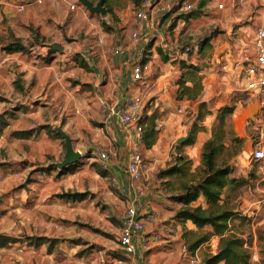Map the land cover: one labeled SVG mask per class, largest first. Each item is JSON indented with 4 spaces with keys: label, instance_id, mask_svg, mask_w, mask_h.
Instances as JSON below:
<instances>
[{
    "label": "crops",
    "instance_id": "obj_1",
    "mask_svg": "<svg viewBox=\"0 0 264 264\" xmlns=\"http://www.w3.org/2000/svg\"><path fill=\"white\" fill-rule=\"evenodd\" d=\"M175 1L146 0L142 7L149 12L150 20L139 22L129 10H113V19L108 12L106 16L90 12L80 0H0V98L6 99L0 101V111L7 118L2 121L5 127L0 133V149H5L4 161L10 164L0 170V179L14 185L27 170L30 174L38 167L48 168L37 171L28 188L8 198L13 207L23 203L24 207L31 205L41 210L33 218L35 233L40 237L59 238L73 230L81 236L73 229L79 221L107 233L117 230L120 237L121 220L135 197L129 161L131 152L139 149L144 156L143 184L147 188L141 201L145 211L153 212L156 222L146 231L151 240L149 248L137 240L138 264H202L206 255L217 253L221 239L217 235H211L195 253L189 251L195 240L209 235L213 228L199 229L191 220L177 218L182 204L168 198L155 174L176 155L175 142L187 128V109H199L202 103L210 112L205 130L198 132L194 144L180 145L178 150L192 161L193 172L202 166L203 146L211 138L216 115L232 103L237 111H247L259 102L254 121L247 118L237 124L236 118L242 113L236 111L238 116L235 112L232 122L237 128L235 136L243 139L246 146L256 143L254 150L264 145V138L255 131L264 125V97L245 89L246 68L256 59V32L264 26V0H246L242 4L238 0H200L202 14L188 20L178 16ZM223 2L226 6L219 9ZM72 3L76 4L74 10L70 9ZM245 3L243 8L251 10L245 15L247 23L238 14L242 8L239 5ZM164 7L168 8L166 14L161 12ZM215 29L220 33L214 34ZM133 32L140 34L137 43L131 42L129 33ZM17 40L27 48L26 52L7 50ZM53 44L63 49H52ZM197 44L201 45L199 53ZM187 46H191L192 55L184 52ZM208 46L212 50L205 52ZM115 47L122 50L121 54L113 53ZM139 61L148 70L142 81H134L133 66ZM183 62L202 68L198 75L203 89L194 99L177 100L179 82L188 70ZM128 95L144 99V109L154 116L157 130H161L152 148H147L142 136L118 118L104 122L101 107L122 106ZM59 129L70 135L75 150L81 154V159L68 166L71 170L64 174L54 167L66 152L63 137L54 134ZM25 131L30 132L29 138L15 134ZM239 131L245 133L243 137ZM100 151L109 154L108 170L102 168ZM240 159L237 153L220 157L219 162L236 167L232 178L262 179L259 172L247 171ZM23 163L27 166L20 173ZM113 179L126 190L125 194L112 186ZM68 192L85 195L71 200L56 197ZM260 192L258 183L246 191L227 186L220 203L255 220L264 211ZM192 206L208 207L203 196ZM26 228L32 236L33 230ZM153 233H158L160 240L154 241ZM96 234L88 231L91 241L103 242L94 239ZM75 235L68 238L73 240ZM252 241L251 264H258L257 240Z\"/></svg>",
    "mask_w": 264,
    "mask_h": 264
},
{
    "label": "trees",
    "instance_id": "obj_2",
    "mask_svg": "<svg viewBox=\"0 0 264 264\" xmlns=\"http://www.w3.org/2000/svg\"><path fill=\"white\" fill-rule=\"evenodd\" d=\"M96 3L98 0H91ZM135 8H139L146 0H131ZM108 0H105V6L111 17L116 18L114 9L108 7ZM195 13L185 15V19L194 18ZM202 43V42H201ZM8 51L26 52L27 48L20 41H15L7 47ZM188 70L183 73L177 90V100L185 97L196 98L203 89L201 77L198 75L201 72L199 66H187ZM191 82L192 85H187ZM203 111H206L205 114ZM234 112V107L227 106L219 111V115L212 129V135L203 146L202 150V166L195 172L192 171V161L186 156L178 152L173 155L168 166L159 171L156 177L161 181V186L168 198L176 200L182 204L181 209L177 213V218L181 220H191L199 229L206 226H211L213 232L195 240L190 246L189 251L195 253L201 244L209 240L211 235L220 236V244L216 254H208L202 260V264H251L252 261V243L247 241L238 233L244 224L250 223V218L244 217L236 213L220 203L221 196L227 186L240 188L247 186L249 179L232 178L235 172V167L223 162L219 159L227 150L226 147V125ZM210 114L206 108V104L202 103L199 108L198 119L193 124V136L186 142L185 145L195 143L198 132L204 130L199 122H203ZM140 124L143 126L142 142L147 148H152L158 140L161 130H157V123L153 115H149L146 109L142 111ZM5 125V124H4ZM22 138H29L30 132H20ZM54 134L59 138L62 136L54 131ZM63 139V138H62ZM243 143L242 139H234L233 143ZM182 146L177 145L176 149L180 150ZM232 156V155H231ZM71 169L64 168L62 174ZM85 193H60L56 197L59 199H82ZM203 196L208 207L204 209L202 206H192L199 198ZM46 237L36 238L37 243L45 240ZM52 243L57 242L55 239H49ZM9 243V238L0 235V248ZM52 246V245H51ZM51 249V247H50ZM261 263L264 264V256L260 252Z\"/></svg>",
    "mask_w": 264,
    "mask_h": 264
},
{
    "label": "rangeland",
    "instance_id": "obj_3",
    "mask_svg": "<svg viewBox=\"0 0 264 264\" xmlns=\"http://www.w3.org/2000/svg\"><path fill=\"white\" fill-rule=\"evenodd\" d=\"M99 1V0H98ZM97 1V2H98ZM81 4V3H80ZM133 4V6H132ZM246 4L239 5L242 6L241 9H239V16L241 17L242 21H245L247 23L248 18L245 16L248 13H251V10L244 9L243 7H246ZM108 7L122 11V10H129L131 15L134 17V19L137 20L136 14L138 10L143 9L142 6L139 8H135L134 3H132L131 0H108L107 2ZM129 5L131 8L129 9ZM143 5V4H142ZM193 9L188 13H181L178 12L179 17H185L187 14L195 13L194 18H198L203 11V3L199 0V2L194 4ZM219 30L215 29L214 34H219ZM133 33H129L130 38L132 37ZM198 47V52L200 49V44ZM212 50L211 46H208L205 50V52H210ZM201 52V51H200ZM193 52L189 53V55H192ZM256 94V92H253ZM0 101H6L4 98H0ZM230 106L234 107V112L230 119L227 121L226 125V147L227 150L222 154L221 157L227 158L231 157V155L239 154L241 155V162L243 165H246V170L251 171L252 173L259 172L262 179H257L252 177L247 186L240 187L241 191L248 190L249 186H255L259 185L260 187V196H264V164L262 163H256L254 161L248 160V156L251 155L253 148L255 147L256 143L252 144L250 143L249 146H246L243 140V143H233L234 139L237 137L234 133L235 123L232 122L233 115L237 111V107L234 103H232ZM200 108V107H199ZM5 111H8V106H6ZM3 111V110H2ZM2 111H0V114H2ZM204 114L206 111H203ZM242 113V117H237L238 113ZM236 112V123L238 124L240 121L245 122V120L248 118L247 111H243V109H238ZM8 114V112H7ZM199 109L189 107L187 109L186 114V126L187 128L182 132L183 136L185 137L188 132L191 133L190 138L193 136V124L199 119ZM219 113L216 115L215 120L212 124V129L214 127L215 121L218 117ZM8 117V116H7ZM207 118V117H206ZM205 118V120H206ZM7 120L5 117V114L0 115V133L3 130L2 121ZM199 122L200 125L204 128V122ZM207 123L210 124L208 121ZM255 126V125H254ZM260 127L257 128L255 131L260 133ZM237 131V130H236ZM212 132V130H211ZM241 134L240 137H243L245 133L243 131H239ZM189 138V139H190ZM189 139L186 141L188 142ZM239 139V138H238ZM186 142L184 144H186ZM177 142H175V152H176V146ZM183 145V144H182ZM180 146V145H179ZM264 147V145L262 146ZM179 151L177 150L176 154ZM6 152L4 148L0 149V170L6 166H10L9 163H6L4 161L6 157ZM24 166H22L20 173L23 172V170L26 169L27 164L23 163ZM40 166V165H38ZM37 170L44 172L48 168H41L38 167ZM236 168V167H235ZM7 169V168H6ZM63 170V169H62ZM61 170V171H62ZM29 170L26 171L25 174H21L20 176L21 181L18 184L14 185H7L0 179V235H4L9 238V243L0 248V264H126L124 261V258L122 256V251L119 246L118 238L119 234L117 230L114 232L109 231L104 232L101 229H95L92 228L90 225L84 224L83 222H75L77 224V228H73L77 230L81 236L75 235L74 230L68 233H65L59 238L55 237H46L45 240L36 241V238L40 237L35 233V226L33 225V218L34 214L41 212V210H36L31 208V205H25L20 204L19 207H13L12 205H9L8 198L11 194L19 192L23 188H28V182L32 181L35 178V175L37 171H32L30 174L28 173ZM157 175V173L155 174ZM34 176V177H33ZM44 211V210H42ZM25 214L28 216V221H25ZM32 218V222H30V219ZM65 223V221H62ZM33 230L32 236L27 233V228ZM93 230L97 234L95 235L94 239H100L104 240L103 242L94 243L91 241V236L88 235V231ZM81 231V232H80ZM238 233L244 237L245 240L253 242L252 240H257V247L259 252H262V256H264V211L263 215H260L255 220L250 219V223H245L244 226L241 227V229L238 230ZM70 235H75L76 238L73 240H70L68 237ZM85 238L87 239L85 241ZM49 239H55L57 242H53ZM90 240V241H89ZM220 244V243H219ZM52 245V246H51ZM51 247V249H50ZM253 253V252H252ZM260 263H261V256H260Z\"/></svg>",
    "mask_w": 264,
    "mask_h": 264
},
{
    "label": "built area",
    "instance_id": "obj_4",
    "mask_svg": "<svg viewBox=\"0 0 264 264\" xmlns=\"http://www.w3.org/2000/svg\"><path fill=\"white\" fill-rule=\"evenodd\" d=\"M62 1L67 2L68 0ZM238 1L242 4L246 0ZM174 4L181 13H188L194 7L193 3L188 0H176ZM225 6L226 2H223L218 5V8L223 9ZM70 9H76V4H70ZM161 12L166 14L168 12V8H162ZM136 18L139 22H146L150 20V14L148 11L141 9L137 11ZM140 38L141 37L138 32H133L131 42L137 43L140 41ZM254 47L256 51V59L255 62L249 64L246 68L245 89L248 92H256L259 96L264 97V26L257 29L254 39ZM121 52L122 50L119 47L113 48V53L115 55H119ZM184 52L191 53V46L185 47ZM146 70H148V66L145 63L142 61L136 63L133 66V80L142 81L143 74ZM144 106L145 101L142 97L128 95L122 106H102L101 112L104 116L105 123L111 118L116 117L123 125L135 129L137 134L142 136L143 126L140 124V120ZM259 130L260 136L264 138V125L261 126ZM98 155L103 161L102 168L104 170H108L109 154L105 151H100ZM249 158L252 161L264 164V147L259 146L255 148ZM143 159L144 156L139 149H134L131 152L128 171L135 197L127 207L121 220V232L119 237V246L126 264H138L137 240L140 241L144 248H149L151 240L146 236V231L156 222L153 212L145 211V205L141 201V199L147 194V188L143 184ZM112 186L121 191L123 194L126 193V190L122 189L121 185L115 179L112 180ZM150 207L151 206L148 205L147 209H150ZM152 238L154 241L160 240L158 233H153Z\"/></svg>",
    "mask_w": 264,
    "mask_h": 264
},
{
    "label": "water",
    "instance_id": "obj_5",
    "mask_svg": "<svg viewBox=\"0 0 264 264\" xmlns=\"http://www.w3.org/2000/svg\"><path fill=\"white\" fill-rule=\"evenodd\" d=\"M80 3L85 6L90 12L101 14L102 16L107 15V7L105 6V0H99L96 4L91 0H80ZM52 49L62 50L63 47L58 44H53ZM259 110V102L256 101L252 106L247 109L248 118L252 121L256 119V115ZM59 134L63 137L65 143V156L61 162L55 163L54 167L60 170L67 168L73 164H76L81 159V154L79 151H76L70 135H68L63 129L58 130ZM191 136V133L185 137H181L177 140L178 145L184 144Z\"/></svg>",
    "mask_w": 264,
    "mask_h": 264
}]
</instances>
